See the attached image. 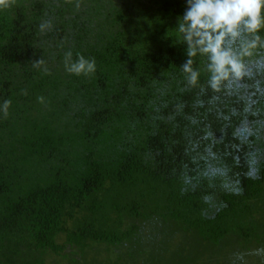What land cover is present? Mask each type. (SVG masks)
Returning <instances> with one entry per match:
<instances>
[{
	"label": "trees",
	"instance_id": "16d2710c",
	"mask_svg": "<svg viewBox=\"0 0 264 264\" xmlns=\"http://www.w3.org/2000/svg\"><path fill=\"white\" fill-rule=\"evenodd\" d=\"M11 4L0 264H264V50L214 91L181 69L186 0Z\"/></svg>",
	"mask_w": 264,
	"mask_h": 264
},
{
	"label": "clouds",
	"instance_id": "9594fccd",
	"mask_svg": "<svg viewBox=\"0 0 264 264\" xmlns=\"http://www.w3.org/2000/svg\"><path fill=\"white\" fill-rule=\"evenodd\" d=\"M186 10L175 31L179 42L186 46V60L181 69L192 86L200 83L201 72L193 67L194 58L206 60L207 86L220 91L232 79L244 76V59L264 50V0H186ZM12 6L11 0H0V12ZM46 25H41V30ZM42 64L43 61H37ZM65 71L77 77H92L97 71L94 58L68 51ZM38 100L43 103L44 98ZM10 100L0 104L5 116Z\"/></svg>",
	"mask_w": 264,
	"mask_h": 264
},
{
	"label": "rangeland",
	"instance_id": "374dc122",
	"mask_svg": "<svg viewBox=\"0 0 264 264\" xmlns=\"http://www.w3.org/2000/svg\"><path fill=\"white\" fill-rule=\"evenodd\" d=\"M254 171H255V169L252 170V172H254Z\"/></svg>",
	"mask_w": 264,
	"mask_h": 264
}]
</instances>
